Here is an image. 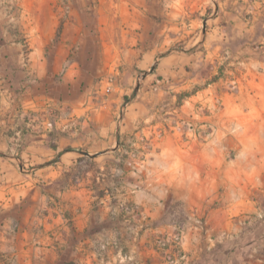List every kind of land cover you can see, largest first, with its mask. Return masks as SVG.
Returning <instances> with one entry per match:
<instances>
[{"label":"crops","instance_id":"1","mask_svg":"<svg viewBox=\"0 0 264 264\" xmlns=\"http://www.w3.org/2000/svg\"><path fill=\"white\" fill-rule=\"evenodd\" d=\"M64 1L0 0V264H259L264 80H207L264 0Z\"/></svg>","mask_w":264,"mask_h":264},{"label":"rangeland","instance_id":"2","mask_svg":"<svg viewBox=\"0 0 264 264\" xmlns=\"http://www.w3.org/2000/svg\"><path fill=\"white\" fill-rule=\"evenodd\" d=\"M77 2L78 0H71L72 4L73 3L77 4ZM99 2L100 0H85L86 9L82 10V13L85 15V17L91 20L94 19L95 13H96L95 10H96V7H98ZM64 4L67 5V2L62 0V4H60V10H57L58 15H61L62 17L67 16L68 15L67 12H69V10H67L68 8H64ZM57 8H59L58 5H57ZM248 43H249L250 48L256 49L257 55H254L253 58H257L258 60L263 61L262 68L256 70L253 67L252 68L246 67L247 62H249V58L251 57H248V60L244 58L249 56L250 55L249 53L243 55L234 50L229 51L225 49L223 53L221 54L223 59H225V63L222 65L225 66L226 62L229 63L230 65L226 66V68L221 67V69L217 70L215 75H213L209 80H207V83L209 84L214 83V81H217V80H222V81L216 82L215 90L212 91V94L216 95L212 102V105H213L211 108L212 110L214 109L216 111L222 108L223 99H221V96L227 97V93L229 94V93L238 92V87H239L238 80H264V29L260 30V28L258 27L255 30L254 35L251 38H249ZM236 45H238V42L233 43V48ZM251 103L253 106H250V108L255 109L256 101L253 100ZM260 104L261 105L258 108L261 109L262 102ZM206 110L208 109L206 108ZM183 122L191 124L194 128L198 129L201 135L205 134L206 128H201L199 125H202V124L198 123L195 118L189 117V118H186ZM184 131H185V134L189 133L186 125H184ZM231 157L232 158L234 157V151H232ZM253 173L255 174V172ZM258 177H261V181L260 180L256 181L255 183H257L258 187L251 189V191L255 194V195H252V198L254 200H257L262 210L258 218L264 221V165H263V172L261 173V176H258ZM256 194H258L257 197H256ZM176 215H175V209L173 208L172 213H171L170 222L172 224V227L174 228V232L177 234V227L180 224L186 223L189 225L192 223V220L178 219ZM163 243H165V240L161 242V244ZM263 244L264 242H262L260 246L253 247V249L255 248V251L250 252V254L248 255V260H255V261H258L259 264H263L264 248L261 247ZM177 251L178 249L176 250V253Z\"/></svg>","mask_w":264,"mask_h":264},{"label":"built area","instance_id":"3","mask_svg":"<svg viewBox=\"0 0 264 264\" xmlns=\"http://www.w3.org/2000/svg\"><path fill=\"white\" fill-rule=\"evenodd\" d=\"M184 125L187 126L188 132L193 134L194 137L199 136V130L198 129L194 128L191 124L183 122V126ZM193 217H194V219L192 222H193L194 226L197 228L203 229L204 228L203 219L198 218L196 216H193ZM187 228H188V224H186V223L180 224L177 227V241L178 242H181L183 240V238L185 236V231ZM177 254H178V258L180 260H183L185 258V254H183V252L178 250Z\"/></svg>","mask_w":264,"mask_h":264},{"label":"trees","instance_id":"4","mask_svg":"<svg viewBox=\"0 0 264 264\" xmlns=\"http://www.w3.org/2000/svg\"><path fill=\"white\" fill-rule=\"evenodd\" d=\"M125 100H126V98H125Z\"/></svg>","mask_w":264,"mask_h":264}]
</instances>
